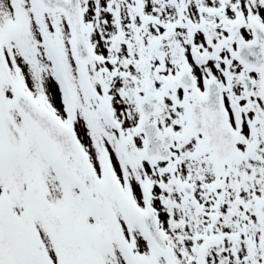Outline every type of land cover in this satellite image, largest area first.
<instances>
[{
    "label": "snow or ice",
    "instance_id": "obj_1",
    "mask_svg": "<svg viewBox=\"0 0 264 264\" xmlns=\"http://www.w3.org/2000/svg\"><path fill=\"white\" fill-rule=\"evenodd\" d=\"M0 264H264V0H0Z\"/></svg>",
    "mask_w": 264,
    "mask_h": 264
}]
</instances>
